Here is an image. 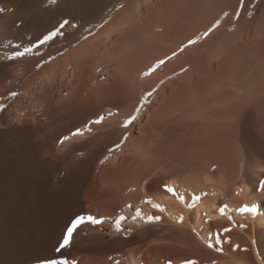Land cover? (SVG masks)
Listing matches in <instances>:
<instances>
[{
  "label": "bare ground",
  "instance_id": "obj_1",
  "mask_svg": "<svg viewBox=\"0 0 264 264\" xmlns=\"http://www.w3.org/2000/svg\"><path fill=\"white\" fill-rule=\"evenodd\" d=\"M0 8V264H264V0ZM21 187L78 208L19 239Z\"/></svg>",
  "mask_w": 264,
  "mask_h": 264
},
{
  "label": "rangeland",
  "instance_id": "obj_2",
  "mask_svg": "<svg viewBox=\"0 0 264 264\" xmlns=\"http://www.w3.org/2000/svg\"><path fill=\"white\" fill-rule=\"evenodd\" d=\"M21 189L23 193L25 191L27 208L24 212L26 223L24 226H22L21 231L23 232L19 236V239H42L46 230L45 228H47V225H49L52 220H55L54 230L55 232H57L60 229L61 224L68 218L70 213L78 208V205H76L72 201L62 202L56 199H51L46 194H44V196L42 197L32 195V193L29 192L28 187H26L25 190L22 187ZM32 228L33 230H31ZM50 239L53 238L50 237ZM19 244L20 243H18V245ZM27 252L29 254H27ZM40 255H47V252H45L41 247H32L29 250L20 251L15 256H13L14 259L13 261H11V264H20L27 259H31L35 256L37 257Z\"/></svg>",
  "mask_w": 264,
  "mask_h": 264
},
{
  "label": "snow or ice",
  "instance_id": "obj_3",
  "mask_svg": "<svg viewBox=\"0 0 264 264\" xmlns=\"http://www.w3.org/2000/svg\"><path fill=\"white\" fill-rule=\"evenodd\" d=\"M49 2L51 4H55L57 2V0H49ZM243 3V0H241V4ZM4 9L0 8V12H3ZM70 24V21L65 20L61 25H60V29H63L65 26H68ZM218 26V23H217ZM57 35H62V32L58 29L57 31L54 32H50L46 37H44V39L41 41V43H47L48 41L52 40L55 38V36ZM205 35H207V33H205ZM196 40H190L188 42L189 46L196 43ZM33 51V49L31 47L29 48H25L23 51L19 50V45L17 46V50L15 52V57L14 58H20L23 57L27 54H31ZM164 63L163 60H160L154 68L151 69V71H155L156 68H158L160 65H162ZM150 73L146 72L145 75H149ZM151 95H153V93L150 91L147 93L146 96L142 97V103L140 104V106L135 110V112L130 115L124 122L123 127L127 128L129 127L137 118L139 115V112L143 109L144 105L148 103V97H150ZM103 122V117H101L100 119H98L97 121H94V123H102ZM77 135H79L80 133H76ZM124 139L126 140L127 137H124ZM119 147V145H118ZM166 190L169 193H172L175 195V189H173L172 187H167L166 186ZM260 190L262 192H264V183H262L260 185ZM197 201H199L201 199V197L197 196L196 197ZM239 211L244 214V213H249V212H255L254 208H249L247 206H244L242 208L239 209ZM221 215L225 214V210L224 208L220 209ZM150 219H157V218H150ZM183 218H181L182 221ZM85 220H87L88 222H90L91 224H100L102 223V221L92 217V216H88V217H84V216H79L77 217L75 220H73L71 222V225L69 227H67L66 229V236L64 237L62 243L58 246L57 251L68 247L71 243L72 237H73V233L75 232V230L85 222ZM117 227L119 228V223L117 224ZM225 231H228V229H225ZM210 248L212 247L211 244L208 245ZM219 251L223 252V249H219ZM52 264H67L66 261H52ZM188 264H196L195 261H189Z\"/></svg>",
  "mask_w": 264,
  "mask_h": 264
}]
</instances>
